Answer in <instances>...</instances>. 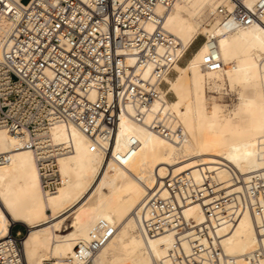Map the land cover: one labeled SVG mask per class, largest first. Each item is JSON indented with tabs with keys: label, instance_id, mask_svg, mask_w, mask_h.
Here are the masks:
<instances>
[{
	"label": "built area",
	"instance_id": "obj_1",
	"mask_svg": "<svg viewBox=\"0 0 264 264\" xmlns=\"http://www.w3.org/2000/svg\"><path fill=\"white\" fill-rule=\"evenodd\" d=\"M176 0H0V16L10 25L0 52V127L31 149L47 191L60 184L56 159L74 150L72 143L57 145L51 130L57 124L75 126L89 139L91 151L121 165L138 146L132 139L128 152H115L121 113L144 121L157 101L167 97L166 77L175 72L183 55L177 38L164 27V14ZM211 18L226 32L253 25L264 27V0H224ZM216 39L208 40L202 68L224 67ZM264 72V58L262 59ZM150 69L145 75V71ZM131 109L133 113L129 110ZM173 142L183 129L172 115L157 111L148 124ZM264 151V140L260 141ZM11 155L0 154V165ZM231 184L220 189L212 174L202 170L169 172L149 189L136 216L145 234L172 232V264H242L228 255L218 226L234 224L246 210L255 218L257 247L245 264H264V168L247 178L228 167ZM199 203L205 222L194 225L184 209ZM0 240V264H27L22 237L12 231ZM189 233L190 251L182 239ZM116 233V226L99 219L89 238L75 245L73 259L92 264L94 255Z\"/></svg>",
	"mask_w": 264,
	"mask_h": 264
},
{
	"label": "bare ground",
	"instance_id": "obj_2",
	"mask_svg": "<svg viewBox=\"0 0 264 264\" xmlns=\"http://www.w3.org/2000/svg\"><path fill=\"white\" fill-rule=\"evenodd\" d=\"M224 0H176L164 14V27L179 42L183 55L199 34L207 35L187 63L175 65V79L166 77L175 100L157 101L144 121L121 113L114 142L115 152H128L132 139L138 140L129 161L121 165L105 160L100 151H91L88 137L75 126L57 124L51 135L57 145L72 143L70 154L56 159L60 184L55 191H47L41 181V171L31 149L17 146V140L0 127V154L11 155L10 161L0 165V240L11 227L21 223L27 227L22 237L27 264H43L51 256L52 264H86L73 259L75 245L87 240L94 224L106 219L116 226V233L91 259L99 264L102 258L110 264H172L170 249L174 243L172 232L157 236L145 234L136 216L139 206L161 178L169 172L191 171L199 180L202 170L212 174L220 189H239L231 184L228 167L247 178L251 171L264 168V27L259 25L226 32L216 18L210 27L204 25V15L214 14ZM9 21L0 16V52ZM216 39L224 62L218 71L202 68L208 40ZM148 68L145 75L149 73ZM237 83L248 88L241 104L246 116L235 121V112L224 109L206 88H213L216 79ZM131 113L133 111L129 109ZM157 111L172 115L183 129L179 142L165 139L148 124ZM50 211V213H49ZM73 215L71 230L63 234L67 218ZM189 223L199 225L206 216L201 204L191 203L184 209ZM182 239L186 252L188 238ZM224 251L239 263L245 264L247 255L256 249L258 236L252 213L244 211L234 224L218 226Z\"/></svg>",
	"mask_w": 264,
	"mask_h": 264
},
{
	"label": "rangeland",
	"instance_id": "obj_3",
	"mask_svg": "<svg viewBox=\"0 0 264 264\" xmlns=\"http://www.w3.org/2000/svg\"><path fill=\"white\" fill-rule=\"evenodd\" d=\"M23 2H27L28 0H22ZM213 14H211L209 11L206 12V15H204V25L206 27H210L209 23L214 22L215 19L211 18ZM207 39V35L204 34H199L197 38L192 42V44L189 46V48L183 53V57L180 61V65L183 66L187 63L188 59L193 55L194 51L197 49V47L204 42ZM178 75V71L175 68V72L172 74L170 77L171 79H175L176 76ZM217 84L213 88H206L207 90V95L210 97H214L216 101L224 108L227 109L228 111H233L236 113L234 116L235 121H241L244 119L246 116V110L243 108L241 104L242 96L249 94V90L246 87H243L240 84L237 83H231L227 78L224 81H221L220 79H216ZM168 87V84H167ZM176 95L173 92H168L167 94V99L169 101L175 100ZM50 213V211H49ZM73 215H70L66 222L65 225H63L62 228V233H68L72 228H71V221H72ZM27 227L21 223H16L13 225L12 231L13 234L16 236L24 237L27 233ZM54 259H52L51 256H46L43 260V264H52ZM99 264H110L109 259L107 258H102Z\"/></svg>",
	"mask_w": 264,
	"mask_h": 264
}]
</instances>
